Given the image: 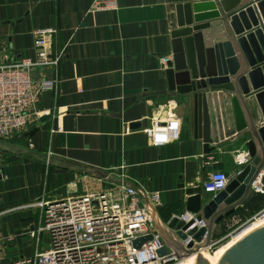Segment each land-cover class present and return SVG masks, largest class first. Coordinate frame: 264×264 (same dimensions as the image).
<instances>
[{
  "label": "crops",
  "instance_id": "0c3cea01",
  "mask_svg": "<svg viewBox=\"0 0 264 264\" xmlns=\"http://www.w3.org/2000/svg\"><path fill=\"white\" fill-rule=\"evenodd\" d=\"M211 1L117 0L116 10L89 13L92 0H0V60L35 56L33 30L39 27L57 29L52 49L65 54L59 90L44 91L37 107L49 118L36 122L32 116L20 134L0 139V235L14 236L3 243L6 257L33 251L29 231L40 208L32 204L43 197L133 184L160 194L154 216L163 232V224L186 210L181 182L201 184L208 172L223 170L225 156L242 163L251 136L204 154L189 94L173 90L177 84L169 76L174 43L181 42L170 36L178 12L184 3ZM158 117L169 118L171 129L154 142L145 129ZM134 122L141 125L132 129Z\"/></svg>",
  "mask_w": 264,
  "mask_h": 264
},
{
  "label": "water",
  "instance_id": "95a60500",
  "mask_svg": "<svg viewBox=\"0 0 264 264\" xmlns=\"http://www.w3.org/2000/svg\"><path fill=\"white\" fill-rule=\"evenodd\" d=\"M182 11L178 12V27L170 30L172 40L181 42L174 43L175 71L170 70L169 76L177 84L173 90L189 94L194 131L203 142V153L251 136L244 144L245 166L224 189L211 196L202 184H179L187 196L185 209L196 213V219L205 220L206 225L186 233L194 219L185 223L174 215L166 228L182 239L192 235L200 243L198 251L202 246L209 248L215 226L248 201L264 168V0H214L208 6L187 2ZM48 118L45 115L41 121ZM140 125L134 122L130 127ZM151 237H139L133 244L139 248ZM167 241L174 243L172 238ZM193 245L191 241L188 246ZM167 252V246L159 251ZM197 264H264V226L210 262L199 257Z\"/></svg>",
  "mask_w": 264,
  "mask_h": 264
},
{
  "label": "built area",
  "instance_id": "2783aa9c",
  "mask_svg": "<svg viewBox=\"0 0 264 264\" xmlns=\"http://www.w3.org/2000/svg\"><path fill=\"white\" fill-rule=\"evenodd\" d=\"M117 8V0H92L88 12ZM56 33L55 28H36L33 30L35 56H20L13 62L0 60V139L20 134L32 116L38 122L42 116L37 110L41 94L46 90H59L60 66L65 54L64 50L52 49ZM170 129L169 118L158 117L153 118L145 131L156 142V136ZM51 154L49 151V156ZM238 172L218 168L208 172L201 182L203 190L215 195ZM0 175L4 177L1 160ZM263 176L264 168L253 183L254 193L264 194ZM32 205L40 208L39 221L29 231L33 252L8 259L3 254V243H12L14 236L3 238L0 235V264H177L200 244L192 235L182 239L169 229L174 243L167 241L154 216L160 205V194L148 193L126 182L81 195L43 197ZM177 216L185 223L194 219L186 233L206 225L205 220L196 219V213L191 211L185 210ZM263 217L264 207L250 221ZM146 235H152L151 239L136 248L134 240ZM191 241L194 245L189 247ZM214 244L212 242L210 247ZM166 246L168 252L160 254Z\"/></svg>",
  "mask_w": 264,
  "mask_h": 264
},
{
  "label": "rangeland",
  "instance_id": "374dc122",
  "mask_svg": "<svg viewBox=\"0 0 264 264\" xmlns=\"http://www.w3.org/2000/svg\"><path fill=\"white\" fill-rule=\"evenodd\" d=\"M223 170L224 171H227V172H234V171H237L239 170L240 168H243L245 166V162L242 161V163L238 164V165H234L232 163V161L230 160V158H228V156H225L223 158ZM203 182V180L201 181ZM264 182V181H263ZM259 193H255V195H258ZM262 209V208H261ZM261 209L259 210H256L255 212H252L251 209H249L248 207H239L237 209V211L235 213H238L239 214V217L237 216L236 219L239 221L235 222V221H232V216H228V217H225L224 219H222L216 226H215V229H214V234H213V237H212V242H214V246L210 247L209 249L203 251L205 253H207L208 255H210L211 257H215L216 255L213 254V250L215 247H219L220 245H224L231 237L232 235L238 233L240 230H242L243 228H245L247 225H249V223H251V218L258 212L260 211ZM227 219V220H226ZM254 221V220H252ZM163 234L165 235L166 239L170 240L172 238V233L171 231L168 230V228H166V225L163 224ZM232 233V234H231ZM44 238V237H43ZM46 238V236H45ZM32 247H33V244H32ZM34 249V247H33ZM33 252V251H32ZM31 252V253H32ZM202 252V253H203ZM22 255H27L25 253H19L17 255V257H21ZM7 258L8 259H12L10 257V255L7 254ZM184 259V257H182L180 259V261Z\"/></svg>",
  "mask_w": 264,
  "mask_h": 264
},
{
  "label": "bare ground",
  "instance_id": "6f19581e",
  "mask_svg": "<svg viewBox=\"0 0 264 264\" xmlns=\"http://www.w3.org/2000/svg\"><path fill=\"white\" fill-rule=\"evenodd\" d=\"M262 226H264V217L263 218H258V219L254 220V221H251V223H249V225H247L245 228L240 230L238 233L232 235V237L224 245H220L219 247H216L213 250L214 251L213 254L217 256L219 253H221L222 251L228 249L233 244L238 242L245 235H247L248 233L253 232V231H255V230L259 229V228H261ZM207 249H209V248H205V247L202 246L201 248H199L198 251H194L193 253H191L189 255H185L184 259H182L181 261L179 260V262L177 264H197L198 261H199V257H201L202 259H205L208 262H210L216 256L215 257H211L207 253L203 252V251H205Z\"/></svg>",
  "mask_w": 264,
  "mask_h": 264
},
{
  "label": "trees",
  "instance_id": "16d2710c",
  "mask_svg": "<svg viewBox=\"0 0 264 264\" xmlns=\"http://www.w3.org/2000/svg\"><path fill=\"white\" fill-rule=\"evenodd\" d=\"M264 181V176H263ZM247 207L251 209L252 212L261 209L264 205V194L254 195L253 198H250L247 202Z\"/></svg>",
  "mask_w": 264,
  "mask_h": 264
}]
</instances>
